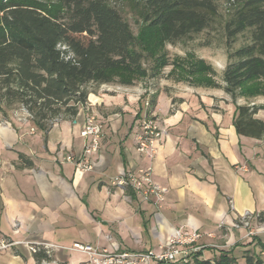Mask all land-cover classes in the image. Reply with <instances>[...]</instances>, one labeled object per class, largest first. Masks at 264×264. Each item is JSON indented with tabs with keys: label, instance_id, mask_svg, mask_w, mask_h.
<instances>
[{
	"label": "crops",
	"instance_id": "obj_1",
	"mask_svg": "<svg viewBox=\"0 0 264 264\" xmlns=\"http://www.w3.org/2000/svg\"><path fill=\"white\" fill-rule=\"evenodd\" d=\"M116 85H95L75 118L47 131L17 118L0 122V239L14 243L0 248V264H41L33 245L56 246L50 264L86 259L60 248L75 242L157 250L179 228L202 233L204 258L228 252L244 264L243 253L253 250L264 259V222L257 218L264 213V138L239 135L235 106L216 105L213 93L195 103L174 87L142 95L134 85ZM152 92L154 114L146 112ZM90 115L103 125L101 146L89 157L94 168L80 175L75 163ZM140 116L167 130L151 155L136 147ZM147 167L168 188L160 205L114 184L122 173ZM246 214L249 227L240 221Z\"/></svg>",
	"mask_w": 264,
	"mask_h": 264
},
{
	"label": "trees",
	"instance_id": "obj_2",
	"mask_svg": "<svg viewBox=\"0 0 264 264\" xmlns=\"http://www.w3.org/2000/svg\"><path fill=\"white\" fill-rule=\"evenodd\" d=\"M115 1L0 0V111L19 104L39 129L47 131L57 121L77 116L91 85H132L169 65L157 62L158 72H148L145 56ZM220 1L139 0L136 14L146 30L158 35L160 45L220 26L227 47L222 88L235 105L234 126L239 135L263 139L264 120L256 117L259 107L238 100L253 82H260L264 96V0H224L230 5L227 17L219 11ZM243 34H248L247 41L233 48ZM191 64L196 65L187 73L174 63L171 73L178 74V81L215 86L209 65L200 60ZM150 104L155 107V101ZM257 218L264 222V213ZM259 244L264 251V244ZM35 258L39 263L51 260L42 247ZM243 259L244 264H264L253 250H246ZM168 264L239 263L228 252L207 259L199 250L188 263Z\"/></svg>",
	"mask_w": 264,
	"mask_h": 264
},
{
	"label": "rangeland",
	"instance_id": "obj_3",
	"mask_svg": "<svg viewBox=\"0 0 264 264\" xmlns=\"http://www.w3.org/2000/svg\"><path fill=\"white\" fill-rule=\"evenodd\" d=\"M138 1L139 0H117L113 4L129 22L131 30L137 39V48L145 56L143 65L148 72L150 74L158 72L154 70V66L157 65V62L170 64L163 66L158 75L136 80L132 85H134L136 89H140L142 95L144 93L146 94L144 91H147L148 88L156 92L157 89L165 90L169 89V87H174L173 89H177L179 92H190V98L193 99L192 101L195 103H199L204 94L213 93L215 95L214 100L216 105H234L230 96L226 94L222 88L224 84L222 80L223 70L227 64V47L221 27L217 26L204 30L199 34H195L176 44L162 43L160 45L158 44V35L154 32L146 30L144 26L139 23L136 14V8L140 5L138 4ZM229 8L230 5L224 0L219 2V11L222 17H227ZM247 36L248 34L240 35L237 42L233 45V48H237L246 42ZM198 60L204 61L206 65L211 67L212 70H208V75L212 74V78L215 83L214 87L206 84H193L187 81H178V74L171 73L174 69V63H177V65L179 63V66L187 73L191 72L196 65H192L191 63L193 61L197 62ZM114 76L116 78L118 77L116 75ZM111 83L114 87L117 86L116 84H119L117 82ZM94 86L95 85H91V88H95ZM260 90V82L248 84L244 89L245 97L239 99L238 103L258 105L261 110L259 109L260 111H258L256 116L260 115L264 118V96L260 94ZM155 92H152V95L150 97L148 96V99L150 103L155 101L156 105V100L153 98L156 95ZM225 97H227V99H225ZM172 102H174V100ZM150 103H148L149 108L146 112L154 114V106L152 107ZM21 108L22 107L19 104H15L10 108L3 106L0 111V122L12 120L18 116H23V109ZM141 117L142 116H140V118ZM31 118V115H25V122L31 121Z\"/></svg>",
	"mask_w": 264,
	"mask_h": 264
},
{
	"label": "built area",
	"instance_id": "obj_4",
	"mask_svg": "<svg viewBox=\"0 0 264 264\" xmlns=\"http://www.w3.org/2000/svg\"><path fill=\"white\" fill-rule=\"evenodd\" d=\"M23 116H18L20 122H25V115H31L22 107ZM103 125L98 121L96 116L90 115L86 119L81 132L85 140L83 157L76 162V173L83 175L94 168L90 163V155L98 152L101 146V137ZM167 135L165 127H155L150 124L149 118L142 117L139 132L135 135L137 150L145 154H153L156 150V142ZM66 160L73 161V156L69 155ZM114 184L121 187H131L143 200L149 201L151 196L154 197V203L160 205L165 198L168 188L164 187L153 179V168L147 167L135 172H126L119 175L114 180ZM251 215L246 214L241 218V223L245 227L250 225ZM197 235H202L196 230H185L179 228L173 231L167 241L156 249L145 251H134L126 248L115 246L112 249L99 247L88 243L75 242L70 247H60L68 251L78 252L86 255V259L80 264H163V263H188L194 252L201 249H188V252H179V244H186V241ZM14 243L0 239V248H9ZM44 248L46 253L51 257L52 249L56 248L53 244L44 246H31L33 253H37L40 248ZM51 260L43 259L41 264H50Z\"/></svg>",
	"mask_w": 264,
	"mask_h": 264
},
{
	"label": "bare ground",
	"instance_id": "obj_5",
	"mask_svg": "<svg viewBox=\"0 0 264 264\" xmlns=\"http://www.w3.org/2000/svg\"><path fill=\"white\" fill-rule=\"evenodd\" d=\"M146 118H149V122L151 125L155 127H160L157 123V120L153 116H148ZM202 235H197L195 237H192L191 240L186 241V244H179V252H188V249H196L199 248L197 245V241L201 238Z\"/></svg>",
	"mask_w": 264,
	"mask_h": 264
}]
</instances>
